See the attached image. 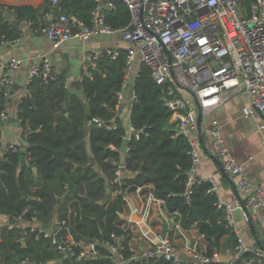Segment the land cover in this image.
Wrapping results in <instances>:
<instances>
[{
    "label": "built area",
    "instance_id": "2783aa9c",
    "mask_svg": "<svg viewBox=\"0 0 264 264\" xmlns=\"http://www.w3.org/2000/svg\"><path fill=\"white\" fill-rule=\"evenodd\" d=\"M62 1L44 0L43 4L51 11L43 12L36 26L26 19L27 24L47 37L53 48L60 47L71 38L85 42L94 33L120 35L127 53L122 85L116 93L115 110L117 112V108L125 104L129 118L124 135L127 140L123 147L124 156L129 149V139L138 138L144 131L132 125L130 112L136 99L134 79L139 74L140 65L145 64L159 87L163 103L171 111L170 121L174 123L175 132L183 134L189 143L191 162L186 173L184 194L189 195L192 184L198 180L195 170L200 160L197 148L200 135L207 137L210 153L219 157L222 170L234 179L237 191L242 194H237L231 201L218 198V205L224 210L225 220L237 234V240L234 246L225 249L229 255L227 260L220 259L217 249L209 254L206 244L191 232L194 226L183 228L177 210L168 214L165 199L157 197L151 185H136L132 191L128 190L129 185H123L122 178L127 171L123 159L116 163L114 173L106 183L108 200L121 198V210L118 211L121 232L113 230L105 239L98 236L76 239L68 219L57 218L48 227H43L44 223L36 215L25 217L24 210L13 215L16 222L9 221L8 217L1 221L0 232L3 227H14L21 241L30 233L35 238L50 237L63 258L95 259L93 264H103L104 257L109 264H134L142 258L150 264H157L159 258L172 264H212L216 260L232 262L243 252L250 253L245 264L264 263V250L246 245L233 217L235 209H239L244 222L251 223L258 208L264 205V187L251 181L244 161L230 155L216 119H210L200 128L204 114L223 104L233 94L245 97L242 116L264 112V0H249L247 6L243 0H93L90 23L68 14ZM118 2L127 6L129 20L124 25L113 26L106 21V12L116 9ZM9 11L12 18L13 9ZM15 40H2L1 44ZM103 52L115 57L118 48L105 47L86 52L80 80L84 75L91 76L89 66L95 65L94 57ZM21 63V57L11 56L0 67V96H7L14 81L12 73ZM59 72L46 53L36 52L24 82L25 94H30L28 85L33 78L48 81L55 79ZM65 84H69L68 77ZM127 84L130 85L128 89L125 88ZM7 117L6 109H1L0 129ZM89 122L112 129L117 126L114 117L106 120L93 116ZM258 129L264 143L263 122L259 123ZM19 150L16 142L3 143L0 139L1 158L7 159L8 152ZM204 179L211 184L208 190L216 192L213 177L209 175ZM154 210L163 215V224L153 222ZM133 231L137 232L138 239L145 241L144 246L134 247L130 240L123 242L127 234L132 238ZM25 261L22 259L21 262ZM64 264H67L65 260Z\"/></svg>",
    "mask_w": 264,
    "mask_h": 264
},
{
    "label": "trees",
    "instance_id": "16d2710c",
    "mask_svg": "<svg viewBox=\"0 0 264 264\" xmlns=\"http://www.w3.org/2000/svg\"><path fill=\"white\" fill-rule=\"evenodd\" d=\"M248 3L249 0H243L245 6ZM62 4L68 14L90 23L93 0H63ZM43 5H9L12 18L0 11V44L2 40L19 37L21 29L16 21L27 19L36 26L42 13L49 9ZM128 20L129 11L124 3L118 2L116 9L106 12V21L113 26L124 25ZM126 53L123 45L118 47L115 57L106 52L94 57L95 65L89 66L91 76H82L80 89L66 86L63 71L48 81L40 77L31 80L30 94H25L17 106L27 162L20 164V150L8 152L7 159H0V213L17 215L24 210L25 217L36 215L42 223L52 222L57 213L58 219H68L76 239H105L113 230L121 232V198L108 200L106 183L116 163L123 159L127 171L122 180L124 186L129 185V191L136 185H151L153 193L165 199L168 214L177 210L183 228H197L209 254L220 250L225 235L233 241L237 235L225 220L216 192L208 190L210 182L197 178L191 193L184 194L191 162L189 143L183 134L175 132L171 111L163 103L159 87L145 64L140 65L134 79L136 99L130 112L132 125L144 131L138 138L129 139V149L122 155L127 128L121 116H116L115 105ZM5 101L6 96H0V110L5 108ZM87 114L106 120L114 117L117 126L112 129L89 122ZM89 155L95 164L89 163ZM130 238L131 234H127L123 242ZM249 257V252H243L232 262L216 260L212 264H245ZM62 258L50 237L35 238L30 233L21 241L16 228L1 229L0 264H64V260L67 264L95 263V259ZM22 259L26 261L21 262ZM102 261L109 264L106 257ZM134 264L150 263L142 258ZM157 264L172 263L159 258Z\"/></svg>",
    "mask_w": 264,
    "mask_h": 264
},
{
    "label": "crops",
    "instance_id": "0c3cea01",
    "mask_svg": "<svg viewBox=\"0 0 264 264\" xmlns=\"http://www.w3.org/2000/svg\"><path fill=\"white\" fill-rule=\"evenodd\" d=\"M43 2L44 0H0L2 6L0 7V11H3L7 16H11L8 9L9 5L30 3L34 6L41 7ZM48 11H51V9L49 8ZM18 25L21 29L19 37L12 43L6 42L0 44V67L11 56L22 58L20 67L12 73L14 81L8 89L5 101V109L8 112V117L2 121L0 139L3 143L16 142L21 148L25 147V141L24 137H21L23 128L17 117V106L21 98L25 95L24 82L28 69L34 60L35 53H46L53 66L60 72H65L66 77L69 78L68 86L75 87L71 81L80 78L81 65L86 52L105 47L118 48L123 46L124 42L119 34L94 33L85 42L71 38L60 47L53 48L50 40L30 27L26 19L18 21ZM244 102L245 97L242 95H231L223 104L215 109L208 110L204 114L200 119V128L207 125L210 119H216L221 125V135L229 149L230 155L238 161H244L251 181L255 185L264 187V143L261 141V134L258 129L259 123H264V112L258 111L256 115L244 117L241 114V108ZM117 110L116 116H121L127 128L129 118L125 104L117 108ZM197 148L200 160L195 170V176L197 178L212 176L217 186L216 193L218 198L233 200L239 194L235 187L234 179L222 170L219 157L210 153L207 137L203 135L199 136ZM122 155L124 156L123 151ZM133 195L131 193L130 197L133 198ZM7 217L0 213V222H3ZM233 217L235 225L239 229L240 236L245 240L246 245L249 248H260L264 250V205L258 208L255 218L249 224L244 222L239 209H235ZM57 218V213H55L54 220ZM152 219L158 225L163 224L164 221L163 215L157 213L155 210L153 211ZM191 232L199 236L200 241L206 244L205 239L201 237L195 226L191 229ZM138 238L137 232L133 231L132 238L130 239L132 245L134 247L144 246L146 244L145 241ZM232 242H234L233 244L236 243L228 235L222 238V244L224 246L221 245L219 250L221 260H227L229 258V255L224 251L233 246Z\"/></svg>",
    "mask_w": 264,
    "mask_h": 264
},
{
    "label": "water",
    "instance_id": "95a60500",
    "mask_svg": "<svg viewBox=\"0 0 264 264\" xmlns=\"http://www.w3.org/2000/svg\"><path fill=\"white\" fill-rule=\"evenodd\" d=\"M16 24H18V21H16ZM71 82L77 89L81 88V80L79 78L78 79H74ZM129 86L130 85L127 84L125 88L128 89ZM87 118H88V120H90V118H91L90 114H87ZM199 119H200V117H198V120ZM21 137H24V131L23 130L21 131ZM125 143H127V140L125 141ZM26 162H27L26 148L25 147H21L20 148V164L26 163ZM89 163L95 164V161H94V158H93L92 155H89ZM8 218H9V221L16 222V219H15V217L13 215H8ZM42 226L43 227H48L49 223H44ZM51 262L52 261H49V263H51Z\"/></svg>",
    "mask_w": 264,
    "mask_h": 264
},
{
    "label": "rangeland",
    "instance_id": "374dc122",
    "mask_svg": "<svg viewBox=\"0 0 264 264\" xmlns=\"http://www.w3.org/2000/svg\"><path fill=\"white\" fill-rule=\"evenodd\" d=\"M43 5V4H42ZM44 7H45V5H43ZM135 65H136V60H135ZM14 86H15V84H14Z\"/></svg>",
    "mask_w": 264,
    "mask_h": 264
},
{
    "label": "bare ground",
    "instance_id": "6f19581e",
    "mask_svg": "<svg viewBox=\"0 0 264 264\" xmlns=\"http://www.w3.org/2000/svg\"><path fill=\"white\" fill-rule=\"evenodd\" d=\"M18 152V151H17ZM125 176V175H124Z\"/></svg>",
    "mask_w": 264,
    "mask_h": 264
}]
</instances>
